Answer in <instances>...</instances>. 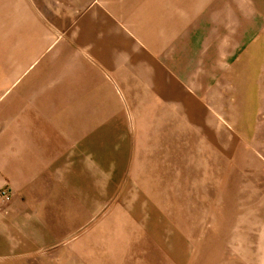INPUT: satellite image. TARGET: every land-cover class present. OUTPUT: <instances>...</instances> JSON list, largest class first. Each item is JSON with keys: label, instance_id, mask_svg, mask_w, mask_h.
<instances>
[{"label": "crops", "instance_id": "1", "mask_svg": "<svg viewBox=\"0 0 264 264\" xmlns=\"http://www.w3.org/2000/svg\"><path fill=\"white\" fill-rule=\"evenodd\" d=\"M263 18L250 0H0V264H194L227 83Z\"/></svg>", "mask_w": 264, "mask_h": 264}, {"label": "rangeland", "instance_id": "2", "mask_svg": "<svg viewBox=\"0 0 264 264\" xmlns=\"http://www.w3.org/2000/svg\"><path fill=\"white\" fill-rule=\"evenodd\" d=\"M251 6L264 11V0H250ZM261 22L250 52L257 62H249L243 84L240 77L227 83L232 107L225 105L221 116L227 143L217 147L213 202L199 213L200 244L194 250L198 256L200 248V256L194 264H264V18Z\"/></svg>", "mask_w": 264, "mask_h": 264}, {"label": "built area", "instance_id": "3", "mask_svg": "<svg viewBox=\"0 0 264 264\" xmlns=\"http://www.w3.org/2000/svg\"><path fill=\"white\" fill-rule=\"evenodd\" d=\"M0 197L2 199V202L5 204H8L12 200V193L8 187H2L0 189Z\"/></svg>", "mask_w": 264, "mask_h": 264}]
</instances>
